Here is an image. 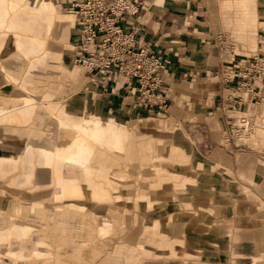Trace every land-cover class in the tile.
Returning a JSON list of instances; mask_svg holds the SVG:
<instances>
[{"label":"rangeland","instance_id":"rangeland-1","mask_svg":"<svg viewBox=\"0 0 264 264\" xmlns=\"http://www.w3.org/2000/svg\"><path fill=\"white\" fill-rule=\"evenodd\" d=\"M50 1L58 7L55 8L56 12L64 16V19L60 21L69 22L66 23L65 37L59 40L60 37H56L57 24L48 25L44 19L39 18L41 21L39 35L44 29L46 30L43 38L39 36L45 42L42 52H51L47 45L51 47L55 43L63 44V48L70 49L74 41L75 18L62 10L64 0H59L58 3L57 0ZM143 1L145 8L138 10L134 17L151 18L153 29H157L161 23L167 24V29L162 34L164 42L159 43L145 40L142 26L136 27L139 31L138 40L143 47L149 45L154 54V60L142 65L141 76L145 84L142 90L143 92L148 90V94L156 102L166 100V107L161 108L157 105L138 107L128 99L130 88L124 85L119 111L104 112L97 108L94 98L99 97L103 86H106L108 89L105 93L106 100L110 99L114 96L111 92H115V85L114 87L111 85L115 83L111 82L109 85L95 83L90 80L84 69L73 64L72 58L71 68L78 71L77 82L62 81L63 78H57L59 74L53 70L43 68L36 70L34 74L40 75L45 84L36 86L38 91L34 93V96L39 97V92L46 91L45 89L50 85L52 89H55L56 85L60 84V93L70 95L68 101L82 100L91 112L99 114L102 118L111 115L114 120L128 129V137L125 143L115 148L107 147L104 142L100 144L91 136L84 137L85 139L81 137L84 147L90 150L86 162L90 178L104 187L110 197L104 201L97 200L98 203L82 189L86 180L82 171L69 172L73 175L72 177L66 176L61 171L58 175L57 171L51 168L54 177L75 180L74 194L68 195L65 192V195L62 193L59 199H54V188L53 190L45 189L47 196L51 194L48 199L40 202L25 201L21 193L28 190L12 188L11 180L18 176L19 169L8 176H0L2 190L0 192L2 200L0 233L12 232V226L17 220H25L18 212L8 214L6 211L8 205L15 203L21 206L27 203L40 207L39 213L44 218V223L40 224L31 220L26 223L31 224L35 230H42L46 236L44 244L46 248L40 249L46 252L39 257L33 254L29 257L15 258L7 254L6 246H0V264H249L252 258L259 260V264H264V253H262L264 244L253 248L260 252L239 251L240 246L241 250L243 246L245 247L241 244L243 240L239 236V229L243 228L244 224L246 227L250 226L246 219L253 220L252 213L264 212V176H258L259 172L262 173L258 164L264 165L261 149L264 148V105L256 111L255 105L248 103L250 94H244L245 90H241L239 84L244 71L241 70L242 66L246 65L247 60L256 57L258 52H264V0H252L248 4L247 21L242 18L244 13L233 5L234 0H194L195 2L193 0H165L164 2L163 0V9L159 11L163 16L151 10L153 0ZM24 3L20 6L23 7ZM228 20H237V23H227ZM69 23H73L71 29ZM207 26H210L214 32L222 33L227 37L219 42L200 37ZM179 51L183 52L182 57ZM216 51L220 58L215 70ZM70 56L72 57V52ZM203 58L204 67L198 66L196 63L204 61ZM33 59H30L29 63H32ZM0 60L8 63L9 65L5 67L14 71L21 63V57L15 53H4ZM180 63H182V73L176 71ZM153 69L156 71L151 74L150 71ZM236 69L240 73L238 79ZM231 70H233L232 73ZM87 81L91 84L90 87L86 85ZM260 81L264 83V79ZM140 84L134 82L132 85L140 86ZM260 86L262 85L256 88L257 98L263 99L264 88ZM17 88L16 85L6 83L5 87L0 89V99L24 95L18 92ZM259 88H261L260 92ZM108 92L111 94L108 95ZM218 93V96L223 97L221 103L224 100L233 111L241 110V106L237 107L235 102L242 97H245L244 105L250 106L253 111L252 113L249 109L247 111L243 109L240 112L241 117H245L243 122L240 123L238 116L230 122V126L235 124L230 127L231 129H239L236 123H240V128L247 131L245 135L247 137L237 139L231 136L232 141L225 143V148L245 150V152L233 150V153L240 154L237 163L239 169L254 162L252 169L259 179L253 180L249 185L239 172L225 173L214 166L211 170L204 169L206 175L210 171L208 177L214 180H204L202 177L197 178L200 169L194 168L190 161L179 163L171 160L170 148H176L177 137L170 127L178 128L198 154L204 157L214 154L215 158L216 156L219 159L223 158L222 154L207 152L209 147L223 146V139L215 134L205 136L200 132L197 127L203 125L199 123L201 118L193 112L194 108L198 110L193 105V100L215 98ZM144 94L139 96L143 97ZM202 107H206L204 102ZM222 107L223 105H220V109ZM36 110L45 116L41 120L42 124L37 126L29 124L22 128L13 127L9 128V132L18 129L24 132L31 130L39 136L42 134L37 132L56 135L59 145L52 148L55 150L54 153L60 156L66 154L69 148H73L71 145L76 135L72 134L73 138L69 137L67 140L61 139V136L58 137L60 131L48 116L47 110L40 106ZM123 113L132 114L131 118L127 119V115L123 117L121 115ZM214 113L217 118L218 111ZM248 115H251V121L246 118ZM241 133L243 132L239 131L237 134ZM36 139L31 137L29 142L36 145L38 143ZM182 140L184 142V138ZM143 144L149 148H141ZM142 150L146 151L145 158L141 157ZM242 154L249 155V160ZM245 160L248 163H244ZM204 182L207 186L201 188L204 196H200L199 201H209L212 209L193 205L196 196L193 198L191 194L184 193L179 188L182 183ZM243 189L247 191L249 198ZM207 193H212L209 195L211 197L208 198L205 195ZM69 201L84 207V211L72 212L68 208ZM53 202L58 206V213L53 224L50 225L51 213L46 207L51 208ZM227 209L230 210L229 216ZM169 218L178 222L181 242H174V236L158 240L151 234L159 233V230L153 232L151 228L147 229L153 221H157L162 228ZM258 220L255 223L263 227ZM201 226L202 231L199 229ZM53 228L57 231L55 235L51 233ZM213 229H219L221 233L215 238L216 243L209 244L212 248L208 249V253L203 250H197L196 253L189 252L187 242L196 243L198 237L211 233ZM10 243L11 240L7 241L6 245L9 246ZM252 244L248 243L249 246ZM17 252L20 250L17 249ZM240 258H243L244 263L238 261Z\"/></svg>","mask_w":264,"mask_h":264},{"label":"crops","instance_id":"crops-1","mask_svg":"<svg viewBox=\"0 0 264 264\" xmlns=\"http://www.w3.org/2000/svg\"><path fill=\"white\" fill-rule=\"evenodd\" d=\"M138 5L140 6V11L145 8L144 1L138 0ZM194 1V0H193ZM196 1V0H195ZM194 1V2H195ZM59 0H57V3ZM143 2V3H142ZM165 2V0H164ZM24 3V2H23ZM22 3V4H23ZM164 5V3H163ZM163 5H161L163 7ZM57 7V6H56ZM55 7V8H56ZM58 8V7H57ZM18 9H23V7L19 6L16 1L14 0H0V57L1 55H4V53H15L18 54L21 57V63L16 69V71L12 70L11 68H6V65H9L5 61L0 60V89L4 88L6 83H9L10 85H16L18 88V92L23 93L24 95L17 96L15 98L13 97H7L0 99V116L1 114H5L8 110L13 108V111L9 115L10 120H5L4 118L0 119V176H8L9 174H13L16 172V170H20L17 177H14L11 180L12 188L15 190H28V191H22L21 196L25 201L30 202H40L45 199H48V196L46 195L45 189H52L55 188L53 184L54 182V176L53 171L51 168H45L44 166V156L42 155V152L46 150L47 148L52 149L55 148L57 145H59V141H56L57 136L48 134L45 135L43 132H37L41 133L42 136H39L34 131H25L24 130H14L9 132V128L18 127L22 128L29 124H33L34 126L42 124V119L45 118V116L40 113L39 110H36L37 107H42L47 110L48 116L54 121L55 125L58 127L59 131V124L57 122V118L60 116H56L57 113L60 112L63 108H66L67 114L65 116H62L63 119L71 120L76 118L77 116L81 115L87 118L96 119L97 121H105L107 123H115V125H119L123 127L125 130H128L124 125L118 123L116 120L113 119L111 115H109L106 118H102L99 114L93 113L89 110L88 106H85V103L82 100H73L68 101L70 95H65V93H60V84L56 85L57 87L55 89L51 88V85L45 89L46 91L39 92V97L34 96V93H36L38 88H36L37 85L40 84V75L34 74L36 70L43 68L44 66L40 63H35L34 59L32 60V63H29L30 59L35 58L36 53L43 51V45H44V39L39 38V32H40V19L34 18V12L31 13L24 12L19 15V19L23 22L31 24L32 32L27 35H21V38L17 41L19 44L16 46L13 44L14 41V34L12 30H9L7 28V21L11 18L13 12ZM32 10H34V7H32ZM30 15V16H28ZM42 19H44L42 17ZM69 22V21H68ZM67 21H54L52 23H56V37L61 38L65 37L66 30H67ZM138 22L142 26V34L143 38L147 41H157L162 42V34H164L165 29H167V24H160V26L157 29H153V20L151 18H138ZM227 23L235 24L237 23V20L226 21ZM51 23V24H52ZM55 24V25H56ZM70 25V24H69ZM71 29V26H70ZM75 29H77V26L75 24ZM237 29V28H236ZM45 30V29H44ZM44 30L42 32H44ZM69 31V30H68ZM203 34L201 33L200 37H204L205 39L209 41H216L219 42L221 39L226 38V35H223L222 33H216L213 31V29L210 26H207L206 29H204ZM75 33V32H74ZM19 36V34H18ZM44 36L42 35V38ZM165 37V35L163 36ZM42 43V48L39 47V43ZM164 42V41H163ZM74 44V43H73ZM63 44H53L51 47L47 45V47L50 49L52 53L58 52L60 55V61L63 63V68L65 66L72 65L70 63V60L72 58L73 61V54H74V47L70 46L69 48H63ZM72 49V50H71ZM72 52V57L70 56ZM217 52V51H216ZM179 54L181 57L183 56V52L179 51ZM64 57V58H63ZM215 70L218 67L219 58H218V52L217 55L215 54ZM204 60V58H203ZM2 62V63H1ZM183 62V61H182ZM3 64V65H2ZM74 64V61H73ZM182 63L179 64V66L176 68V71H179V73L183 72ZM198 66L204 67L205 60L199 61L196 63ZM75 65V64H74ZM203 65V66H202ZM77 66V65H75ZM78 67V66H77ZM181 69V70H180ZM203 70L206 68H202ZM49 70H53L57 73L61 72L59 68H50ZM71 70H74L75 73L70 76ZM213 71V70H211ZM77 70L73 68H69V72L64 74V77L62 81H75L77 82L78 76H77ZM41 74V73H40ZM41 76H43L41 74ZM77 76V79H76ZM25 79H27L29 82H25ZM90 78V77H89ZM180 79V78H179ZM91 80V78H90ZM42 83L45 84V81ZM115 84L111 85L114 87L115 85V92L113 93L110 99L106 100L107 93V87L103 86V90L99 97H95L94 100L97 104V108H99L101 111H119V106L121 108V99L123 97L124 91L123 83L119 81H115ZM111 84V82H110ZM86 85H89L90 83L87 81ZM109 85V84H108ZM109 87V86H108ZM209 88V87H208ZM210 89V88H209ZM32 90V91H29ZM49 91L50 95H60V98L58 99V105L56 108L53 107V105L50 103L52 101V97L49 96L46 97L45 93ZM110 92H108L109 95ZM110 93V94H111ZM215 96V98H202L198 100H193L194 106L198 108L196 110L193 109V112L197 114L198 117L201 118V121L199 123H202L203 125H199L197 128L200 132L204 133L205 136L209 135L212 136L213 134L218 135L219 138H222L224 144L223 146H218L219 148H212L209 147L210 153H217V155L222 154L223 158L219 159L217 156L214 157V154L208 155L207 157H204L200 154H198L197 151H195L192 147L191 143H188L185 138L186 136L176 127H170L173 129L174 135L177 137L176 140V148H170L172 150L171 153V160H174L179 163H185L186 161H190L192 163V166L196 169H200L199 175L197 178L202 177V179H213L208 177L210 171L207 173L205 170H211L212 167L216 166L218 169H221L225 173H234V171L237 173L239 172L244 178L248 185L253 180L259 179L258 176H264V165L258 164V168L261 172H259L258 176H255L254 169H252L253 163H249L251 165L241 167L239 169L238 158L240 154L233 153V150L236 148H225V143H228L230 140L232 141V137L229 133L227 122L229 120H232L233 118H237L240 120V123L245 119V117H241V110L245 109L246 111L249 109L252 113L253 111L250 109V106L243 105L240 107V111H233L230 109L231 106L227 102L221 103V99L223 97ZM205 103L206 107L203 106V102ZM26 102L30 104H34L32 110L30 112H27L28 109L24 108V105ZM197 102V103H195ZM67 103V104H66ZM11 105V106H9ZM220 105H223L222 109H220ZM264 105V98H260L259 102L255 103L256 111L259 110L260 106ZM201 107V108H200ZM229 107V108H228ZM196 110V111H194ZM218 111L219 116L215 118L214 111ZM36 111V112H35ZM129 111V109H128ZM198 111V112H197ZM127 115L126 118H131V115L129 113H123L121 114ZM130 115V116H129ZM35 116V118H34ZM38 117V118H36ZM72 117V118H71ZM124 117V116H123ZM240 117V118H239ZM38 119V120H36ZM20 121L19 123H15L14 121ZM26 120L27 123L23 124L22 122ZM209 121V122H208ZM209 125V126H207ZM16 132V133H15ZM128 132V131H127ZM214 132V133H213ZM14 134L17 136H14ZM26 135V136H24ZM61 136V133L58 135V137ZM34 137L38 139V143L36 145L29 142L30 138ZM184 138V142L183 139ZM36 139V140H37ZM262 149V154L264 155V148ZM53 152H55L54 149H52ZM236 152H245L244 149L238 148L235 150ZM30 152L31 154L28 155V159L25 161V153ZM246 156L247 160H249V155ZM262 159H264V156H262ZM185 160V161H184ZM244 163H248L246 160ZM203 169V170H201ZM205 172V173H204ZM226 179V176L224 177ZM51 180V183L49 184V181ZM208 182V181H207ZM209 183V182H208ZM183 184V183H182ZM233 185V184H231ZM181 186V185H180ZM179 186V187H180ZM2 190L0 189V192ZM32 191V192H31ZM245 192V195L247 198H249V194L245 189H243ZM47 196V198H45ZM0 199V208L2 206ZM252 212V211H251ZM226 213V211H225ZM230 215V210L227 209V215ZM226 215V216H227ZM228 215V216H229ZM249 215V214H247ZM227 216V217H228ZM250 216V215H249ZM251 219H246L247 223H250L247 226L244 224V227L239 229V236L241 238V244H244L243 249L241 250L239 247V251L243 253H251L254 251L253 248L260 247L262 244H264V212L260 213H252ZM259 219V220H258ZM259 224H263L262 226H259L255 222ZM224 229V228H223ZM226 230V229H225ZM226 232V231H225ZM249 241V242H246ZM249 244H252V246H249ZM230 246V244H229ZM260 252V251H259ZM264 252V250L262 251Z\"/></svg>","mask_w":264,"mask_h":264},{"label":"bare ground","instance_id":"bare-ground-1","mask_svg":"<svg viewBox=\"0 0 264 264\" xmlns=\"http://www.w3.org/2000/svg\"><path fill=\"white\" fill-rule=\"evenodd\" d=\"M14 1H16L19 6L24 2V0H14ZM251 1L252 0L233 1V5H235L241 12L244 13V15H242L244 21H247L246 12L249 11L248 4ZM162 2L163 0H153L151 3V10L159 13L160 16H163L162 13H160L161 9H163V7L161 6ZM32 7H34V10H32ZM139 7L140 6L138 5V3L136 6H130L131 9L137 11L140 10ZM62 10L66 14H69L74 17L73 14L68 13L66 11L64 3L62 5ZM32 11L35 14L34 15L35 19H39L43 17L48 25H52L51 23L54 21H60L64 19V16H61L56 12L55 5L50 0H25L23 9L15 10L11 18L7 21V28L13 31L14 34L13 44L16 46L19 44L17 41L21 38V35H27L32 32L31 24H29V22L25 23L22 20H20L19 15L21 13L23 14L24 12H27L29 14ZM69 24L71 27L73 26V23H69ZM45 34H46V30H44V32H42L41 35H39L40 38L42 37V35L44 36ZM41 46L42 43L40 42L39 47ZM34 53H36L34 62L43 65L44 70H49L50 68L61 69L60 70L61 72L58 73L59 76H57V78L62 79L64 77V74L69 72V68L71 67L70 64L68 66H65V68H63L64 65L62 61H60L61 58L58 52L55 53L49 51L42 52L40 49V51L38 52L36 51ZM73 61H74V56H73ZM74 73L75 71L71 70L70 76H72ZM24 80L25 82H29L25 78ZM42 82L43 80L40 79V84ZM45 96L48 98L49 96L52 97V101L50 103L53 105L54 108H56V106L58 105V99L60 98V95H52V94L50 95L49 91H47L45 93ZM33 106L34 104H30L26 102L24 108L28 109L27 112H30ZM12 111L13 108L8 110L5 114H1L0 119L4 118L5 120L9 121L10 120L9 115L11 114ZM66 114H67V110L66 108H63L62 110H60L59 113H57L56 116H60V117L57 118L56 120L59 124L61 139L67 140L69 137L73 138L72 134L76 135V139L72 142L71 145L73 148H69L67 153L63 154L62 156L56 155V153H54L52 149L47 148L46 150H44V152H42V155L44 156L45 168L47 169L50 167L53 168L55 171H57V173L61 171L66 176H72V177L73 175L69 174V172L82 171L83 174H85L86 176V180H84L85 184H83L82 189L86 191L89 197L94 201L95 200L104 201L106 199H109L110 197L108 196L106 189L102 187L100 184L95 183L93 179L90 178V174L88 173V168L86 165V162L89 158L90 150L84 147V144L81 141V137L85 139L84 137L91 136L92 138L95 139L94 141L100 144H103L104 142L107 145V147L115 148L125 143V139L128 137L127 130H125L123 127L119 125H115V123H105L81 115L71 120L63 119L62 116H65ZM14 122L19 123L20 121L18 120ZM22 123L25 124L27 123V121L24 120ZM242 137L243 136H241L240 138ZM141 148L144 149L149 147L143 144ZM30 154H31L30 152L25 153L26 155L25 161L29 158L28 155ZM141 157L142 158L146 157V151L144 152V150H142ZM54 182H55V184H53L55 186L54 199H59L60 197H62V193L65 195V192H67L68 195L74 194V185H75L74 179H62L61 177L56 176L54 178ZM50 183L51 180L49 181V184ZM204 186L205 187L207 186L206 182L197 183V184L183 183L179 188L180 190L184 191V193L191 194L193 198L196 196L194 198L195 200L193 199L194 200L193 205H201L203 207H206L207 209H212L209 201L207 202L199 201V197L204 196V193L201 191V188H203ZM205 195L208 196L209 198L211 197L209 195H212V193H207ZM46 208L50 211L49 213H51V218L49 223L50 225H52L53 221L55 220V216L58 213L57 212L58 206L53 202V206L51 208H49V206H47ZM68 208H70L72 212L84 211L83 210L84 207L82 206L79 207L78 205L73 204V202L71 201H69ZM6 211L8 214H13L18 212L19 214L23 215V218L25 220L23 219L17 220L12 226L11 229L12 232L8 233V231L6 232L2 231L0 233V246H6V248L8 249L7 254L12 255L15 258L29 257L33 254L38 257L42 256L46 251L40 249L45 247L44 244H45L46 236L42 230H35L31 224L26 223V221H30V220L37 221L40 224L44 223V218L39 213L40 207L32 206L27 203H23L21 206H17L15 203H10ZM177 224H178L177 221H173L171 220V218H169L168 222L164 224L165 225L164 227L161 228V226L157 221H153V223H150L147 229L151 228L153 232L159 230V233L151 234L153 238H156L158 240H163L168 236H174L175 237L173 240L174 242H181V238L179 237V234L181 232L179 231L180 228L177 226ZM199 229L200 231H202L201 229H203V227L201 226ZM56 232L57 231L54 228L51 231L52 235H55ZM220 233L221 231L219 229L217 230L213 229L211 233H208L203 237H198L196 243L191 241L187 242L189 252L196 253L197 250H203L205 253H208V249L212 248V246L209 244L216 243V241L214 240L215 238H217V236ZM9 240H11V243L9 244V246H7L6 243ZM26 243H28V246H26ZM17 249L20 250V252H17ZM238 261H240V263H244L243 258H240ZM258 261L252 258L249 260V264H259Z\"/></svg>","mask_w":264,"mask_h":264},{"label":"built area","instance_id":"built-area-1","mask_svg":"<svg viewBox=\"0 0 264 264\" xmlns=\"http://www.w3.org/2000/svg\"><path fill=\"white\" fill-rule=\"evenodd\" d=\"M138 0H64L65 9L74 15L77 29L74 36V64L84 69L95 83L109 84L121 81L130 88L127 95L130 102L138 107H152L153 105L166 107V100H157L143 92L141 70L144 63L154 60V54L149 45L144 46L138 40L140 25L134 15L137 10L130 6H136ZM134 25V27H133ZM142 63V64H141ZM149 67H151L149 65ZM240 89L250 94L248 102L255 105L258 102L257 86L264 88V52H258L257 56L246 61L242 66ZM156 69L150 71L153 74ZM233 70H231V73ZM237 72V69L235 70ZM237 79L239 72H237ZM134 82L140 86L132 85ZM153 88V86L151 85ZM259 88V92L261 90ZM145 93L143 97L139 95ZM245 97L235 102L237 107L245 104ZM158 103V104H157ZM251 115H248L251 121ZM231 120L227 122L231 136L240 139L246 137V132L240 127L231 129ZM242 132L238 135V132Z\"/></svg>","mask_w":264,"mask_h":264}]
</instances>
